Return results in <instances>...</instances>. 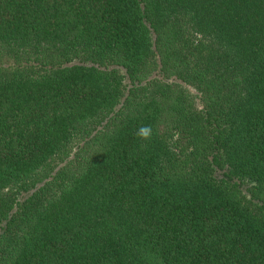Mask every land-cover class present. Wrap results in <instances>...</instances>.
<instances>
[{"label": "trees", "instance_id": "1", "mask_svg": "<svg viewBox=\"0 0 264 264\" xmlns=\"http://www.w3.org/2000/svg\"><path fill=\"white\" fill-rule=\"evenodd\" d=\"M0 264H264V0H0Z\"/></svg>", "mask_w": 264, "mask_h": 264}, {"label": "clouds", "instance_id": "2", "mask_svg": "<svg viewBox=\"0 0 264 264\" xmlns=\"http://www.w3.org/2000/svg\"><path fill=\"white\" fill-rule=\"evenodd\" d=\"M137 135L143 140H148L151 138L152 130L149 127H142L139 129Z\"/></svg>", "mask_w": 264, "mask_h": 264}]
</instances>
